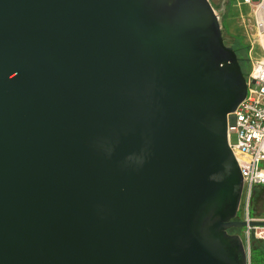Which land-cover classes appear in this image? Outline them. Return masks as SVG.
<instances>
[{"label": "water", "instance_id": "water-1", "mask_svg": "<svg viewBox=\"0 0 264 264\" xmlns=\"http://www.w3.org/2000/svg\"><path fill=\"white\" fill-rule=\"evenodd\" d=\"M220 27L208 0H0V264H246Z\"/></svg>", "mask_w": 264, "mask_h": 264}, {"label": "built area", "instance_id": "built-area-1", "mask_svg": "<svg viewBox=\"0 0 264 264\" xmlns=\"http://www.w3.org/2000/svg\"><path fill=\"white\" fill-rule=\"evenodd\" d=\"M250 8L248 32L262 55L252 62L246 78L245 99L228 117V146L238 164L242 179L239 209L243 229L246 264H250L251 241L264 242V219L251 215L254 191L264 187V0H242ZM254 212V210H253ZM254 223V225H250Z\"/></svg>", "mask_w": 264, "mask_h": 264}, {"label": "rangeland", "instance_id": "rangeland-1", "mask_svg": "<svg viewBox=\"0 0 264 264\" xmlns=\"http://www.w3.org/2000/svg\"><path fill=\"white\" fill-rule=\"evenodd\" d=\"M209 4L220 23L221 33L224 39V44L227 48H231L239 62V66L243 76L247 77L248 69L252 62L258 60L262 55L259 46L254 44L252 37L248 32V26L251 21L250 8L242 5V0H208ZM256 2V0H252ZM225 20L226 33L223 31L222 23ZM235 38V39H232ZM237 39V40H236ZM259 190V189H258ZM257 190V195L253 198L251 215L264 217V190L263 192ZM258 201H260L258 203ZM254 210V213H253ZM239 219L243 217L242 209H239L237 214ZM239 234L243 237V229L234 230L230 234ZM259 241V240H258ZM264 245V244H263ZM264 248V246H263ZM255 259V254L253 255ZM253 264H261L258 259H255Z\"/></svg>", "mask_w": 264, "mask_h": 264}, {"label": "trees", "instance_id": "trees-1", "mask_svg": "<svg viewBox=\"0 0 264 264\" xmlns=\"http://www.w3.org/2000/svg\"><path fill=\"white\" fill-rule=\"evenodd\" d=\"M222 26H223V31H224V33H226V35H228V33L226 32V27H225V20H224V22L222 23ZM232 39H235V38H233L232 37ZM237 40V39H236ZM225 45V44H224ZM226 46V45H225ZM250 68V67H249ZM249 70V69H248ZM257 190L258 189H256L255 191H254V197L257 195ZM262 191L263 192V190H264V187H262V188H260L258 191ZM260 201H258V203H259ZM232 231H234V230H230V231H228L229 233L230 232H232ZM264 244V242H262V241H258V240H252L251 241V249H250V252H251V256H250V264H253V262H254V260L255 259H258L259 261H260V263L261 264H264V248H263V245ZM255 254V259H254V255Z\"/></svg>", "mask_w": 264, "mask_h": 264}, {"label": "crops", "instance_id": "crops-1", "mask_svg": "<svg viewBox=\"0 0 264 264\" xmlns=\"http://www.w3.org/2000/svg\"><path fill=\"white\" fill-rule=\"evenodd\" d=\"M254 213V212H253ZM255 216V215H254ZM255 217H257V218H260V219H264V217L263 218H261V217H259V216H255Z\"/></svg>", "mask_w": 264, "mask_h": 264}]
</instances>
